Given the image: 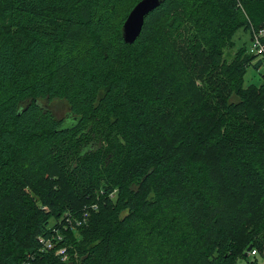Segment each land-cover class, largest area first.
<instances>
[{"label": "trees", "instance_id": "16d2710c", "mask_svg": "<svg viewBox=\"0 0 264 264\" xmlns=\"http://www.w3.org/2000/svg\"><path fill=\"white\" fill-rule=\"evenodd\" d=\"M126 2L0 0V264L84 213L35 264H260L264 61L225 52L264 0H164L132 44Z\"/></svg>", "mask_w": 264, "mask_h": 264}, {"label": "rangeland", "instance_id": "374dc122", "mask_svg": "<svg viewBox=\"0 0 264 264\" xmlns=\"http://www.w3.org/2000/svg\"><path fill=\"white\" fill-rule=\"evenodd\" d=\"M135 0H127L126 2V6L127 10L130 14V10L132 9V4ZM131 8V9H130ZM126 11V12H127ZM234 45L231 48L226 49L225 52V58L228 61H231L233 59V56H236L237 52H239V49L242 47H245L248 51V53H250L251 50V32L250 31H245V30H240L237 32V34L235 35L234 39H233ZM261 58L257 57L256 61L259 60ZM264 66H262L259 70H256L253 66H251L250 68H248L247 74L245 76V86H249L251 84H256V85H260L262 83H264ZM42 104L44 106H48L49 109L53 112V114L57 117V118H65L69 113H70V108L67 102L65 101H60V100H55L52 103H45L42 102ZM84 211H87V208L84 207L83 208ZM73 215H75L73 213ZM79 217V216H78ZM86 216L83 215V219L80 222H84V218ZM74 217L71 216V223H68L67 220L64 219V217H62L60 220H58V222H56V224L54 225L55 228L60 229L62 226H65L67 229V233L69 234H73V235H77L79 233V229L82 227L81 225H78L76 221L73 220ZM79 222V221H78ZM69 244V243H67ZM67 247H69V245H67ZM260 264H264V261H260Z\"/></svg>", "mask_w": 264, "mask_h": 264}, {"label": "built area", "instance_id": "2783aa9c", "mask_svg": "<svg viewBox=\"0 0 264 264\" xmlns=\"http://www.w3.org/2000/svg\"><path fill=\"white\" fill-rule=\"evenodd\" d=\"M251 43L252 44H251L250 53L258 56L264 61V29L253 32V35L251 37ZM114 195L115 193L112 194L111 197H114ZM92 209L96 210V206H92ZM84 215L87 217L88 213H84ZM70 218L71 217L69 216V214L66 215V217H64V219L67 220L68 223L72 222ZM78 221H76L77 224L82 226L84 222L83 223L80 222L81 220H78ZM62 227L64 229H67L65 226H62ZM52 229H53V226H52ZM60 233L61 231L59 229L54 228L53 234L49 235L48 237L40 236L38 239V242L40 245L38 254H42L45 252H54L56 256L61 257L63 262L68 263V256L66 253V248L60 245V243L63 241V237H61ZM38 254L29 255L28 259L23 264H35V258L37 257ZM255 255H257V250H251V252H249V256H255Z\"/></svg>", "mask_w": 264, "mask_h": 264}, {"label": "water", "instance_id": "95a60500", "mask_svg": "<svg viewBox=\"0 0 264 264\" xmlns=\"http://www.w3.org/2000/svg\"><path fill=\"white\" fill-rule=\"evenodd\" d=\"M164 0H141L132 9L123 25V38L126 44H132L141 35L146 17L156 10ZM252 246L248 248L247 254L251 252Z\"/></svg>", "mask_w": 264, "mask_h": 264}]
</instances>
